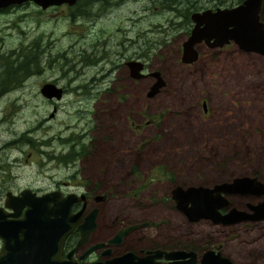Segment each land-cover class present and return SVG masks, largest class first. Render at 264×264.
<instances>
[{"label": "rangeland", "instance_id": "1", "mask_svg": "<svg viewBox=\"0 0 264 264\" xmlns=\"http://www.w3.org/2000/svg\"><path fill=\"white\" fill-rule=\"evenodd\" d=\"M154 1L93 0L86 15L73 7L41 12L33 5L0 13V68L12 66L15 55L42 51L39 71L0 96V162L26 176L21 185L58 172L66 183L62 191L81 192L89 179L108 186L99 183L109 188L104 195L123 194L105 202L100 227H110L128 208L125 222L159 223L158 241L168 236L192 242V234L199 243L202 228L161 201L173 186L239 176L264 184V59L233 45L215 51L198 45L196 61L181 63L190 26L182 23V12ZM199 1V9L216 4ZM87 2L79 0L77 9ZM132 60L144 64V74L161 77L164 86L153 97H146L153 79L129 80L123 64ZM105 77L108 91L102 90ZM51 81L65 93L55 105L38 95L40 85ZM122 180L126 187L119 186ZM250 228L249 235L242 226L223 229L233 263L264 264V238L255 246L237 243L262 235L264 222Z\"/></svg>", "mask_w": 264, "mask_h": 264}, {"label": "water", "instance_id": "2", "mask_svg": "<svg viewBox=\"0 0 264 264\" xmlns=\"http://www.w3.org/2000/svg\"><path fill=\"white\" fill-rule=\"evenodd\" d=\"M76 0H0V10L10 6H20L30 2L45 9L50 6L66 4L71 6ZM260 0H244L236 7L229 9L209 10L201 13H192L190 21L192 28L188 37L181 43L180 62L191 64L196 61L197 53L194 47L204 43L207 48L219 49L227 44H234L243 53H251L264 58V28L257 20ZM126 66L131 71L134 79L140 77L142 65L138 62H129ZM156 81L147 93L151 98L163 86L159 74L155 73ZM41 96L47 99L59 100L61 89L52 84H44L39 90ZM28 194L24 191L21 195ZM262 195L263 186L255 179L238 178L231 182H223L211 188L190 186L187 188L176 187L171 191V199L175 209L189 222L200 219L210 220L213 223L232 224L241 221H260L264 218V198L260 204L251 207L249 215L230 210L224 215H219L217 210L226 203L222 195ZM25 196V195H24ZM29 200L18 204L26 206L22 218L8 223L7 229L0 231L2 248L0 250V264H69L60 258L62 244L70 232L77 226L79 215H72L70 207L77 202V197L67 195L59 197L56 193H48L40 197L30 195ZM13 208L9 204H5ZM92 212L84 219L82 225L77 227L80 240L76 247L81 246L93 226ZM132 227L122 229L118 235L127 233ZM89 251V250H88ZM87 251V252H88ZM86 252L84 253V255ZM161 253L157 252V257ZM191 254L171 252L164 255L165 259L180 260ZM69 257V256H68ZM134 257L124 255L106 261L104 264H148L141 258L132 262ZM151 259V258H149ZM191 260L174 262L173 264H194ZM72 264V263H71ZM199 264H231L227 259L213 256L206 252L202 255Z\"/></svg>", "mask_w": 264, "mask_h": 264}, {"label": "flooded vegetation", "instance_id": "3", "mask_svg": "<svg viewBox=\"0 0 264 264\" xmlns=\"http://www.w3.org/2000/svg\"><path fill=\"white\" fill-rule=\"evenodd\" d=\"M78 1L79 0H76L74 4L71 6H68L66 4H61L59 6H50L45 9H41L33 5L30 2H26L21 5H33L37 9H39V11L41 12L47 11L51 8H57V7H64V8L73 7L75 11L79 13V10L77 9ZM92 1L93 0H88V2L84 6H81L82 7L81 10L86 11L88 7H91ZM242 1L236 2L235 0H233L232 4L225 5V6L223 4L216 3L215 5H213V8L199 9L197 11L191 12L187 18L189 22V26H190L188 35L192 28V23L190 21V15L192 13H201L207 10L214 12L216 9L222 10V9H229L232 7L234 8L238 6L239 4H241ZM11 7H16V6H10L5 9H2L0 10V13L7 12V10L10 9ZM75 16H78V15H75ZM257 20L264 28V0H260L259 10L257 13ZM188 35L185 37V39L188 37ZM198 45H201L202 47L206 48L209 51H215V50L221 49V48L219 49L207 48V46L204 43H201ZM198 45L194 47V50L197 53V58H198V53H199L197 50ZM227 45L230 46L232 44L229 43ZM233 46L237 49V47L234 44ZM39 52H40V57H41L42 51H39ZM180 57H181V45H180ZM129 62H138L142 65V68L139 71L140 77L138 79L132 78L131 71L126 66V64ZM11 64H13V62H11ZM123 67L126 69L127 76L129 80H131L132 83L139 82L145 79L146 77L153 79L154 82L151 83V86L148 88V91L150 90V88L156 81V78L154 76H155V73L157 72H150V73L147 72L144 74L143 70L145 68L142 62H139L137 60L124 62ZM5 68L6 67L0 68V71L3 76H4ZM16 72H18L19 75H21L20 71L17 70ZM26 78H28V76L23 78L22 82ZM159 78L161 79L160 76ZM104 79H107V78L105 77ZM2 81H3V78L0 80V83ZM108 82H109V79H107V81L102 80V86H103L102 90L108 91L109 89V87L107 86ZM6 83L7 85L6 84L0 85V96L11 90L13 91L10 76L8 77ZM44 84H52L53 86L61 89L62 91L61 98L65 94L63 88L56 86L54 81L46 82L40 85V87L38 88V95L43 99L42 101L48 105H55L57 104L56 102L58 101L60 102L61 98L59 100H55L53 98L47 99L41 96L39 90ZM162 84L164 86L163 82ZM22 106L23 104L21 105V107ZM201 109H202V112L205 113L206 109L204 108L203 103L201 104ZM109 116L111 117L110 114ZM86 127L87 126H85V132H86ZM84 133H82V135ZM23 142H24V139H22L21 143L23 144ZM26 144H29V142L27 141ZM137 160L138 159H136V161ZM134 165H137V163L135 162ZM9 167H11L9 162H0V231L1 232H3L4 228L7 229L8 223L10 222L13 223V221H16L22 218V215L25 211L26 206L22 205L20 207L18 204L19 202L18 200L23 202L24 200H29V197H31L30 195H32L33 197H40L48 193H56L59 197H66L67 195H71V194L77 197L78 199L77 202L73 203L70 207V213L72 215H79L77 226L65 238L62 244V247H61V252H60L61 260L69 264L71 263L72 264H104L106 261L119 258L124 255H130L134 257L132 259V262H135L141 258H146V259L148 258V260L144 261L148 264H173L174 262H185L187 260H191L190 258H192V261L194 262V264H199L202 255L206 252L212 253L213 256L218 255L219 257L225 258L231 264H251L249 262L233 263V260L230 258V255L233 254V251L226 250L223 245L224 242L222 241L221 237H224L223 235H226L223 229L230 230L233 227L242 226L243 230H241V232L249 235L253 231V228H250V226H256L257 224L264 222V218H262L260 221L246 220V221L236 222L232 224L213 223L212 221L205 220V219H200L195 222H189L178 211L184 217V219L186 220L188 224L190 225L197 224L202 228L203 234H202L201 242L198 243L197 239L192 240V237H191L193 236L192 234L188 235V238L192 242H190L189 240H186V238L175 240L172 237H168V236L163 237L161 235L160 236L162 240L158 241L156 232L158 233L159 223L155 224L154 221L150 222L148 220H145V221L137 220V221L125 222L123 221V219H125L126 215L129 213L128 208L127 209L123 208L119 212V217L121 221L120 220L114 221V223L110 227H105V226L100 227L99 226L98 222H99V218L103 216L102 214L105 210V204H106L105 202L114 200L116 198H122V197L126 198L123 194H119L118 192H114V191H112L110 197L108 195H104L105 192H108L109 188H103L99 184V183H102V185H105L106 187H108L103 182L97 181L98 183H91L89 179H86L84 180V183L81 184L83 186L82 188L83 190L81 192L62 191V187L63 186L65 187L66 183H62L60 181L58 172L57 173L55 172L56 175L53 172V173H50L47 177H40L38 180L34 179L32 186H28L25 184L21 185L20 183L26 178V176H24L20 170L15 171L13 169H9ZM135 174L136 173H134V175ZM244 177L250 178V179L256 178L255 176H251V177L239 176V177H233L232 179L228 181H223V182H231L233 179L244 178ZM256 181L258 182V180ZM223 182H214L211 185L209 184V185L201 186V187L211 188L212 186L223 183ZM259 184L263 186L262 195H254V194L253 195L252 194L222 195L221 197L226 203L224 204L223 207L217 210V213L222 216L226 214L227 212H229L230 210H233L234 212H239V213H244L246 215H249L251 212V207H255L258 204H260L264 198V184H262L261 182ZM119 186L126 187L125 180H122ZM176 187H179V186H175V187L173 186L169 192V197H166L165 199L161 201L166 204H170L169 207L173 209H175V206H174L173 200L171 199V191ZM24 191H27L28 194L21 195ZM147 201H150L149 203L151 204L153 203L154 205L155 201H153V199H149ZM6 203L11 205L15 209L13 210L12 208L5 206ZM141 203L142 202H140V204ZM141 205L142 206L140 207L145 206L144 204H141ZM92 212H94L92 229L90 232L87 233L85 242L81 246L76 247L77 243L80 240V233L77 230V227L82 225L84 222V219L87 216H89ZM127 227H132V228L129 231H127V233L119 236L118 233L122 229H125ZM101 231L103 232L102 235L100 234ZM237 233L238 231H236V235ZM233 237H234L233 235L230 236V239L232 240ZM263 238H264V233L258 236L257 238H250L249 240H240L237 243L243 247H246L249 245L255 246L259 244L260 239H263ZM1 248H2V239L0 238V250ZM85 252L86 254L84 255ZM157 252L161 253L160 257H157ZM171 252H182V253L191 254V255H188L185 258L176 260V261L168 259V258L165 259L164 255H167Z\"/></svg>", "mask_w": 264, "mask_h": 264}, {"label": "trees", "instance_id": "4", "mask_svg": "<svg viewBox=\"0 0 264 264\" xmlns=\"http://www.w3.org/2000/svg\"><path fill=\"white\" fill-rule=\"evenodd\" d=\"M153 1V0H152ZM215 3H220L223 4L225 6V3H227V5H230L233 3V0H214ZM236 2H240L242 0H235ZM156 5L160 6L161 8H166L169 11H171L174 14H179V12H182V23L185 24L187 27L189 26V22H188V15L193 12V11H197L199 10V8L202 6V2H200L199 0L196 1H191V0H155L154 1ZM84 6V5H83ZM82 11V12H81ZM79 10V15L80 14H84L86 15L87 13H85V11L83 10ZM75 15H71L70 18H73ZM188 31L189 29H185L184 31V35L187 36L188 35ZM144 44V42H143ZM147 49V48H146ZM143 55H145V53H143ZM20 57V60H18L17 58ZM40 52L37 51L34 55L31 56H24V58H21L20 54L15 55V59L13 61V64H11L12 66L6 65L5 67V72H4V76H3V81L0 83V85H7V79L10 76L11 78V83L13 84V89L19 87L21 79L33 74V73H37L39 71V61H40ZM89 65H92L95 63L94 59H87ZM92 63V64H91ZM9 69V70H8ZM20 71L21 75H19L18 72L16 71ZM12 75V76H11ZM69 156L70 158L73 157V154L71 152H69Z\"/></svg>", "mask_w": 264, "mask_h": 264}]
</instances>
